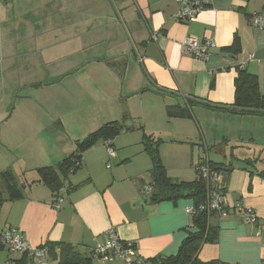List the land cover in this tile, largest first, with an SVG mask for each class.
Returning <instances> with one entry per match:
<instances>
[{"label": "crops", "instance_id": "0c3cea01", "mask_svg": "<svg viewBox=\"0 0 264 264\" xmlns=\"http://www.w3.org/2000/svg\"><path fill=\"white\" fill-rule=\"evenodd\" d=\"M108 1L57 0V14L43 9L41 13H46L40 14L43 16L37 18L35 27L40 35L30 42L31 52L23 53L21 57L17 56V46L9 41L12 38L9 24L5 29L0 24V64L3 56L7 62L33 60L43 66L53 65V70L59 65L61 69L63 65L57 78L72 71L84 73L90 65H103L106 72L87 77L96 79L105 74L117 86L120 80H126L131 65L137 67L130 77L129 93L126 96L120 93L122 117L111 109L119 89L115 87L112 92V88L103 86L104 83L95 84L94 89L101 93L107 89L111 93V96L107 92L103 95L108 96L110 102L108 109L103 105L104 114L111 111L109 116H113L107 123L126 118L124 124L134 129L123 132L114 140L116 156L112 159L103 141L85 153L82 166L71 172L65 181L64 202L60 210L52 206L54 194L50 188L38 182L37 170L56 166L71 155L76 148L75 142L89 135L84 134L86 124L75 123L76 128L72 127L74 136L69 138L70 146L55 143L61 153L56 165L47 163L49 154L39 150L40 143L45 140H38L42 133L36 129L38 122L17 120L7 124V127L12 125L6 128L8 134L17 130L25 132L29 148L26 154L20 158L15 155L10 161L14 167L9 163L0 169V173L8 170L16 175L19 190L23 193L21 198L14 200H7L8 194H3L5 202L0 209V233L15 228L35 248L65 243L85 250L86 253H82L90 257L92 249L104 241V234L113 229L123 241L133 243L136 254L144 259L176 255L193 225L194 217L186 209L194 207V203L186 198L152 201V193L146 192L147 187L153 188V164L144 149L147 135L162 140L160 155L169 177L174 180H197V167L203 162L221 168L217 171L219 186L225 195V208L229 214L225 217L214 214L211 224L219 231L218 242L203 245L198 259L203 263L264 264V236H257L255 226L245 224L236 211L237 208L252 209L260 222H264V117L213 111L201 104L234 105L239 70L257 76L259 91L264 96V29L256 28L250 22L254 15L264 17V0H210L197 17L183 23L175 20L176 0H116L122 9L120 18L124 21L126 35L122 31L115 42L112 28L108 26L110 22L104 24L99 13L108 10ZM56 17L59 21L53 23ZM85 19L92 23L85 24ZM115 21L114 17L113 26L121 28ZM106 31L109 32L103 34ZM33 37L29 32L24 38L26 48L27 40ZM187 37L214 41L216 47L210 58L201 60L186 52L182 43ZM41 39L45 41L44 45H38V49L42 48L41 53L66 45H77V48L73 55H60L58 61L48 62L46 54L37 60L34 58L37 50L32 51L31 47ZM235 42L238 54L231 49ZM100 43L106 50L113 48L110 50L113 55L86 56L93 51V45L100 46ZM116 50L118 53H114ZM135 50L139 54L137 57ZM139 57L142 67L136 59ZM68 65L70 71L66 70ZM31 77L36 76L31 73ZM160 90L172 94L166 95ZM176 107L191 117L169 118L167 109ZM31 110L40 114L44 108L31 106ZM58 119L64 129L62 119ZM79 134L82 137H75ZM11 139L8 143H14ZM35 141L39 142L37 146ZM21 142L26 144L25 139ZM48 259L52 264L56 263L50 260L49 253ZM8 263L36 264L27 254L10 253L2 248L0 264ZM92 264L125 262L112 257L106 261L92 259Z\"/></svg>", "mask_w": 264, "mask_h": 264}, {"label": "rangeland", "instance_id": "374dc122", "mask_svg": "<svg viewBox=\"0 0 264 264\" xmlns=\"http://www.w3.org/2000/svg\"><path fill=\"white\" fill-rule=\"evenodd\" d=\"M4 1H7L8 5L3 4L2 2ZM56 3L57 0H0V24L3 29L6 28L5 25L9 24L8 31H12V38H10L9 41L10 43L14 42L13 45L17 46V56L21 57L23 53L31 52L29 50L30 42L35 41L37 36L40 35V32L35 29V27L38 25L37 18L43 16L40 14L46 13H41L43 9L47 12L57 14L59 10L58 6L57 8L55 6ZM117 4L118 3H115L114 0H110L106 5L108 10L105 9L104 13L99 12L104 19V24L110 22V25L108 26L112 28L111 33L112 40L114 42L117 39V35L120 36L119 34H122V31L125 34L123 29L124 26L122 24L124 21L122 18H120V8ZM39 8L40 10H38ZM95 8L97 9V6ZM100 8L104 9V7L99 6V9ZM107 11L108 13H106ZM114 17L116 18L115 22H119L122 29L118 26H113L114 24H112V22ZM58 21L59 17H56L53 20V23H57ZM60 22H63L61 17ZM83 22L85 24L92 23V21L90 22L87 19L83 20ZM22 24H25L28 27L22 26L20 28ZM99 24H97V26ZM27 28H29V31ZM29 32L34 37L31 40H27L29 44L26 48V45L24 46V38L28 36ZM108 32L109 31L103 32V34H107ZM126 37L130 40L129 36ZM45 39L47 41L49 40L48 38ZM43 43H45L43 39L39 40L36 45L31 47V50H37L34 56V58L37 60L46 54L45 57L48 62H51L52 60L58 61L57 59L60 55H73L75 49L77 48V45H66L64 48H50L49 53H41L39 50H42V48L38 49V45H44ZM112 49L113 48H108L106 50L103 44L100 43V46L93 45V51L87 53L86 56L89 58L105 56L109 54L110 50ZM114 53H118V51L116 50ZM134 55H136V57L139 56L136 50ZM2 57V62L0 64V124L6 120H10L6 123H3L1 125L2 129H0V169L6 165H9L10 161L15 157V155L19 157L22 156V154H26V149L29 148L27 144L29 139H26L25 132L20 133L19 130H17V132L8 134L6 128L8 129L9 127H12V125L7 127V124L17 120H30L38 122L35 125L36 129L42 130V133L38 136V140L40 139V142L45 140V143H40L42 146L39 148V150H41L43 153L46 152L49 154L50 159L47 160V163L52 162L53 164L51 165H56L57 158H59L57 156H60L61 153H59L60 151L58 150L55 143L57 145L64 144L70 146L69 138L74 136L72 133V127L75 129L76 124L78 123H82V125L86 124L84 127L87 128L84 134L88 135L94 131V128L97 129L107 123V121H111L113 119V116H109L111 111H109L107 115H105L103 111L104 104L106 109H108V106L110 105L109 99H107L108 96H111V93L109 94V89L101 93L99 90L94 89L95 84H97V82L104 83L103 86L112 88L110 89L112 92L115 87L119 89L118 94L116 95L117 100L111 105V109H114L122 117V113L124 112L121 109V103L119 100L121 94L126 96L129 93L130 77L132 76V73L137 70V67L131 65V68L128 70L126 75V80L125 78L124 80H120V83L117 86V83H111V80H109V77L105 74L100 75L99 78L97 77L98 79H91L87 77L90 74L106 72L107 69L103 65H90L89 67L87 66L88 68L85 69L84 73L80 74L72 71L68 72V75H64L63 78H57L59 73L62 71L61 69L63 68V65L61 69L59 65L58 68L53 70V65L43 66L41 65L42 63L38 64L37 61L33 60H29L30 63H22L21 60H19L18 63H13L11 61L7 62L6 59ZM30 58L32 57L30 56ZM136 59H138V65L142 67L141 63L139 62L140 57ZM70 68V65H68L66 70L70 71ZM7 71L13 72L14 74L9 75ZM31 73L36 77H31ZM29 75L30 77H28ZM37 84H42V86H34ZM106 92L108 93V96L103 97ZM93 95L95 96L93 97ZM28 104L30 105V108ZM31 106L38 108L41 107L44 108V110L41 111L40 114H38V111L34 114V110H31ZM57 110H59L58 113ZM145 112L146 115H149L148 111ZM58 118L62 119L64 129L62 125H59L61 121H59ZM119 119L120 118H118V120ZM145 119L147 118L145 117L144 120ZM59 137H61L62 140H59ZM75 137L80 138L82 137V134L76 135ZM9 138H13L11 140H13L14 143H8ZM24 139L26 144L21 142L24 141ZM38 143L39 142L35 141L36 146ZM10 165L14 167L13 161L10 163ZM1 189H4L3 185Z\"/></svg>", "mask_w": 264, "mask_h": 264}, {"label": "trees", "instance_id": "16d2710c", "mask_svg": "<svg viewBox=\"0 0 264 264\" xmlns=\"http://www.w3.org/2000/svg\"><path fill=\"white\" fill-rule=\"evenodd\" d=\"M114 2L117 3L116 0H114ZM144 43L145 42L142 44L144 45ZM231 49L235 54H238L239 50L236 42ZM34 86L39 87L42 86V84ZM235 88L236 103L234 105L219 106L208 102L206 104L205 102L201 104L208 106L213 111L264 117V96L261 95L259 91L257 76L245 70H239L238 77L235 81ZM160 91L166 95L172 94L167 90ZM189 104L191 106L193 105L192 100L189 101ZM167 115L169 118L185 119L191 117V114H186L180 107L167 109ZM125 120L126 118H123L121 121H113L104 124L83 140L76 141L75 151L71 155L65 157L56 166L44 167L37 170L39 175L38 182L44 183L50 188L54 194L53 201L58 197H63L64 194L62 191L65 189V181L68 179L71 172H76L82 166L83 157L86 152L100 141H103L105 144L107 140H115L123 132L132 131L134 129V127L126 126L124 124ZM161 144L162 140L160 139L154 140L147 135L144 137V149L150 156L153 164L151 170L153 186V188H151L152 201L156 202L165 199L177 200L179 198L190 199L193 201L197 213L193 218V225L188 231V236L183 241L176 255L157 256L146 260L149 264H217L216 262L203 263L198 259V254L203 245L215 244L219 239V231L212 226L210 221L214 214L208 213L206 210H200V207L206 202V185L200 178L192 182H184L169 177L160 155ZM209 166L214 171H221V168L216 164L210 163ZM108 167L110 168L111 165L109 164ZM1 185L4 186V189L2 190L0 188V209L5 202L3 198L4 193L8 194L7 200L18 199L23 196L22 191L19 190L18 178L13 172L7 170L0 173V186ZM45 248L48 250L50 260L56 262V264H92V259H94L92 253H90V257H88L83 254L80 249L65 243L49 244Z\"/></svg>", "mask_w": 264, "mask_h": 264}, {"label": "built area", "instance_id": "2783aa9c", "mask_svg": "<svg viewBox=\"0 0 264 264\" xmlns=\"http://www.w3.org/2000/svg\"><path fill=\"white\" fill-rule=\"evenodd\" d=\"M176 1L178 10L175 13V20L181 23L188 22L197 17L210 3V0ZM250 22L252 26L264 29V17L254 15ZM215 47L216 44L214 41L210 39L201 40L195 37H187L182 43V48L186 52L201 60H208ZM104 145L109 157L114 158L116 156L114 140H107ZM197 172L199 178L205 183L207 188L206 202L200 207V210H206L212 214H219L222 217L227 216L229 212L225 208V195L219 186V173L212 170L206 162L201 163L197 167ZM146 192L151 194L152 189L147 187ZM63 202L64 197H58L53 201L52 206L54 209L60 210ZM236 211L240 214L245 224L255 226L257 236H264V222H260V218L256 212L252 209L245 208H237ZM186 212L193 217L197 213L194 207L187 208ZM0 248L8 250L10 253L27 254L36 264H52L49 262L48 250L45 247L35 248L31 246L22 233L15 228H10L0 233ZM91 253L94 259L101 261H106L114 257L121 259L125 264H149L146 259L136 254V247L133 243L123 241L113 229L104 234V241L92 249Z\"/></svg>", "mask_w": 264, "mask_h": 264}, {"label": "flooded vegetation", "instance_id": "af4514ba", "mask_svg": "<svg viewBox=\"0 0 264 264\" xmlns=\"http://www.w3.org/2000/svg\"><path fill=\"white\" fill-rule=\"evenodd\" d=\"M2 3L5 4V5H8L7 1H4V2H2ZM49 13H51V12H49ZM22 26H26V27H28L27 25L22 24V25L20 26V28H21ZM27 29H28V31H29V28H27ZM24 33H26V32H24ZM24 33H22V34H24Z\"/></svg>", "mask_w": 264, "mask_h": 264}, {"label": "water", "instance_id": "95a60500", "mask_svg": "<svg viewBox=\"0 0 264 264\" xmlns=\"http://www.w3.org/2000/svg\"><path fill=\"white\" fill-rule=\"evenodd\" d=\"M122 24H123V22H122ZM123 26H124V24H123ZM124 27H125V26H124ZM80 251L83 252V253H86V251L83 250V249H80Z\"/></svg>", "mask_w": 264, "mask_h": 264}]
</instances>
